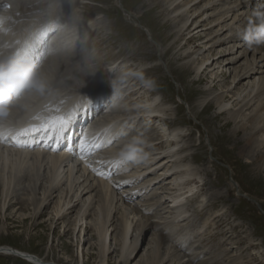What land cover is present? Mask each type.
Returning <instances> with one entry per match:
<instances>
[{"label": "rangeland", "instance_id": "374dc122", "mask_svg": "<svg viewBox=\"0 0 264 264\" xmlns=\"http://www.w3.org/2000/svg\"><path fill=\"white\" fill-rule=\"evenodd\" d=\"M30 1L32 2L22 6V0H16L15 4L17 6L21 5L22 9H27L26 12H28V10L31 11L34 7H38L36 8L37 10H32L33 14H40L44 10L41 8V6L43 5L47 7L45 8L47 9V11H50V8H53L55 6H60L58 8L59 12H57V9H53V13L55 15V17H53V21L55 20V24L59 25V30L60 28H62L60 26L64 25L65 27H63L69 29L70 31L71 28L69 26V23H73L71 15L66 16L61 12L62 6H66L67 12H76L82 18L90 14L89 11H85L84 9H82V6L86 5L90 8H93L94 11L90 10L91 12H93L91 16H96L98 22H96L97 26H95L94 29L99 32L96 33V35L91 36V38L89 39L90 43L87 47V50H84L85 54L83 53V59L84 61H87L88 64L83 63L82 67L86 65L88 70L92 68L99 69L104 64L114 63L112 69L117 73V76L106 78L104 81L100 80L99 82H94L92 80H87V78L84 76H89V74L87 73H89L90 71L88 70L86 72L82 71V73H80L81 76L80 74H75V77L71 78L67 75L66 77L68 82L66 84H63V87L66 88L63 91L67 93H80L81 96H83L91 95V93H88V91H91L94 88H104L105 91L98 92L97 95L94 96L95 98L102 99L101 106H99V108L97 109H103L104 106H109V108H111V106H115L116 104L115 96L104 98V92L107 91V93H109V91L113 92L112 90H114L116 93V88L114 87L116 85L119 87L118 78H123L127 73V76H130V82L133 83L128 86L130 88L127 91L125 90V95H128L124 99H121V101H119V103L117 104V107L119 109L114 107L115 110L117 109L114 113H118L117 116H120L122 118L127 117L131 119L132 116H128L124 113L132 111V109H129L132 107V104L133 106L136 104V106H134L136 109V107H141L150 98L156 97V99L160 100L159 102L162 103L161 109L163 108V116H157V118H155V120L151 124H147V121L137 120V124L135 123L127 125V123L129 122L127 120L124 121L120 119H113V121H117V124L120 121H124L120 126L121 128L117 129L115 136L113 137L115 139L114 141L119 139L118 141H120L121 144H124L127 141H125V139H129L132 135L142 134L143 138H149L153 136L156 139V137L158 138L160 135L164 134L165 138H163L162 141H160L159 137V140H153L148 143L149 145H152L149 146L150 148L154 146L156 148L161 147L159 150H157L156 148L153 150V152H155L156 150V153H159L166 147V144L164 142L166 140L167 133L169 135L171 133V130L175 128L180 130L178 132V145L175 149L178 151V161L179 159H182L180 160V162L184 161L183 164L187 162L186 165H188L189 168L191 166L192 167L190 170L184 164L183 168H180V170L187 168L189 175L183 177L182 180H179V186V184H177L178 180H176L175 178L176 174L174 173L175 171L177 173V168L172 169L173 172L171 171V169L168 170L169 172H167V175L164 174V172L167 171L165 170V168L174 163L173 161L172 163L170 162L166 165L165 161H161L158 167L156 166V168L153 169L150 168L151 170H148L149 166L145 160L142 161L146 164L142 163V161H140L139 164L132 163L134 167L129 162H126L120 167L111 165L107 167V169L110 168V171H104V175L111 172V175H108V177L107 175L104 177V175L101 176L100 174H98V172H101L103 166L98 169L96 167L97 171H93L92 168H88V165L86 164V162H84L87 168L85 170V174L90 172L92 174V178L95 179L93 186H96V188L92 192L93 195L98 191V189L101 188V183L104 182L107 186H110L113 191L112 196L111 194H109V197L107 196L108 202L109 200H112L114 195H116V198L118 199H114L113 203H111V207H114L115 205V210L112 209L110 214L108 213L107 217L105 218L106 213L104 212L106 211V209H103L105 208V205L104 207H101L103 206L105 199L102 200L104 195H101L100 202H92L93 204L89 206L83 216L84 219L81 222L79 221V218L82 215L81 206L86 196L82 198V202H78L76 201V199H73V201L75 200V204L77 202V205L73 208L69 215L62 218V220L60 218L59 220H56L59 216L55 213V207H58V205H60L62 201L61 199L66 198V201L68 199L70 200L71 193L73 192L72 190L68 193V183H64V180L67 176V173L64 174L67 169L66 167L64 168L65 170L61 175V177L64 175V179L62 178L59 183H57L58 181L56 183H53L52 186H54V184H58V187H51V197L48 198L47 202H49L45 206V208L42 209L43 205L40 207L38 206L37 208L36 204H34V201L36 199L42 200V194L44 192L43 188L49 185V176H51V173L49 172L50 169L46 168L44 171V176L39 178V181H37L38 184L36 187H34V189L28 191L20 189V192L18 193L19 196H14L11 201L9 200V198H6L4 202V197L2 198L0 196V247H7V249L5 250V254L0 253V264H30L25 257L19 255V253L21 252L36 255L47 262L49 261L48 264H52L51 262H55L58 264H98L100 262L101 250L95 225L97 223L98 225H100L101 223H104V221L105 223L103 227L108 225L109 234L111 232V236H109L110 240L106 238L105 241L108 248L105 252L104 258L106 259L107 264H141V261L136 263L139 259L138 256H147L148 254H150L152 247H154V245H152L150 241L154 237L155 239H158L159 237L158 240L160 244L158 242V250L160 252L164 251L163 257L166 256L165 259L161 261L155 259L154 264L156 262L157 264H168L167 260L170 257V254H173L174 252H177L178 254H180V256L184 254L183 256L185 258H191L195 263H198V261H202L204 258H212L213 260L210 259L212 261V264H264V162L260 163L259 165L252 163V161L254 160L253 154L259 151L263 145L257 147L253 152L245 151L242 154L244 149L243 141L246 138V135L242 131L236 129L234 123L230 125L224 124L228 120V117L227 115H224V112L229 107L231 108L234 105V101H232L233 99H230L227 102V96L229 97V95H231L232 93L229 94L228 92H226V90L231 89L233 92L236 91V89H233V85L235 82L229 85L228 88L227 85L231 83L234 72H237V70H234V67L245 64L244 58H241L240 53H237V51L241 50L240 46L236 47V49L235 47H231L233 45V42L229 41V38L232 32L229 33L226 30L227 28H234L236 24L234 22L229 23V26H225L223 30L220 31L222 33L220 37L224 38L225 44H223V46H218L215 48L218 51L223 48L226 49V51L232 52V54H229L227 57L224 56L223 59L230 57H239L238 59L240 60L234 64L235 66L226 65L225 62H223V64H221L220 66L218 63L216 65L212 63L206 69L207 72H205V74H202L205 80L199 83L198 80H196L199 77V73H196L195 71L191 72V70L193 66L199 62L200 56L207 53L208 49L210 48V44H205L204 42L206 41V39H203L204 33L207 30H201L197 32L199 33L198 37H200V40L202 41L200 43L202 44L201 46L205 45V50H207H203V53L192 56V58H189L188 60H183L182 57L184 53L182 52L187 51L184 48L186 46V36H182L180 34L181 32H178V28L175 27V22H177L178 19H174L171 17L168 18V11L162 6L157 7L153 4L149 5L151 0H79V4L77 3V0H73V2L76 1L73 4H69V0H26V3ZM55 2H57L56 5ZM28 5L31 6L29 7ZM151 7L154 8L150 9ZM21 14V11H16L14 12L13 16L17 17L21 16ZM30 14L31 13L28 12L25 15L29 16ZM74 23L81 27H84V25H81V22L76 21ZM232 24L234 27L231 26ZM236 26L238 28V24ZM31 27L32 29L35 28V26L33 25ZM49 32L50 31H47L42 34L48 37L44 39L45 41H47L48 43H52L54 41V38L52 39V42H50V39L53 35H49ZM21 35L20 37H18L20 40L23 39V36H25L26 34L23 33ZM37 38L39 39V36ZM55 39H57L56 41L60 40V38L56 37ZM85 39L86 37L84 33V35H82V40ZM199 41H195L194 44H188V50L191 51L193 49L192 47L200 45ZM48 43H46L47 45L45 44L44 46H42L44 47V49L40 50V64L43 65L44 71H49L50 69L49 62H47L46 59L47 57H55L58 54L65 53L67 50H69L66 46L54 44V46L57 47V51L55 50L56 52L53 53V49H49L50 46L48 47ZM172 44L173 46L176 45L175 48L167 50V53L164 54L165 49L172 46ZM247 49V55H245L246 60H249L252 63V60L254 61V56H257V59L255 58V60L258 62L260 58H258V55L253 53V48H249L247 46ZM215 52L216 50L212 51L211 53ZM46 54L47 56H45ZM210 55L211 54L209 53V56ZM187 61L189 68L183 64ZM77 69L78 65L75 68L76 72L79 70ZM211 73L212 75H210ZM92 76L93 75H90V77ZM52 78L53 77L51 76L49 79ZM70 78L71 80H69ZM108 79H110L111 82H106L108 81ZM145 80H151L153 82L152 86H147L144 83ZM213 80L215 82V85L211 83ZM211 85H214V87L211 88ZM209 87L211 88V91L206 90L209 91L208 93H206L208 96H204L203 91H205V89H210ZM53 89L59 91L60 87H54ZM92 95L94 94L92 93ZM117 97L118 96L116 95V98ZM217 97H220L219 102H221L224 106H222L221 104V107L219 108V102H216ZM53 102H55L56 105L62 104V101L59 99H55L53 100ZM122 104L124 105V107L122 106ZM256 105L257 103H255V105L252 106L249 111L247 110L248 112L246 111L244 113L248 115L252 110L256 109ZM92 107L93 108L91 109L90 107V109L93 111H90V113L93 112V117L98 112H95L96 107L94 105ZM121 109L124 110L122 111ZM102 113L99 112L93 119L91 117L90 120H92V122L86 123V126H84L83 128H88L87 130L90 133H94V130L92 129H95V126L98 125V123H95V126L93 125V123L96 121V117H104L103 120L100 119V121L104 122L107 115L109 117L115 116L114 113H111V111L109 110ZM251 113H253V111ZM238 120L240 123L245 122L243 116L236 119V121ZM164 121H167L168 127ZM123 131L125 134L123 133ZM147 131L150 133L148 134ZM135 132L137 133L134 134ZM156 132H159L160 134L158 135ZM93 133H91V135H93ZM154 133L156 136H154ZM146 134L147 136L145 137ZM94 135L101 136L100 129L99 132ZM6 136L7 134H5L4 137ZM4 137L0 138V145H3V143L6 144L5 139H3ZM107 137V134L104 135L101 141L106 143ZM116 144L117 143H115L114 145ZM163 145L164 147H162ZM149 147L147 148V150L150 149ZM7 148L21 149L20 146H17L15 148ZM116 148L118 149L119 147H114L113 149L115 150ZM35 149H37V147ZM106 149L108 150L109 148ZM43 151L47 152V150ZM52 151H55V153L59 151L60 153L64 152L65 150L54 149ZM95 151H93L91 155H94ZM53 152L51 154H54ZM64 153L68 155L70 152L68 151L67 153ZM157 156V160H160V158L162 157V152ZM107 158L108 157L103 158L105 161L102 162V164L107 163ZM140 165L143 166L142 171H140V173L143 174H141L139 178L134 177L130 178V180L124 179L131 175L135 169L141 170V168H138L140 167ZM145 167L147 168L145 169ZM0 168V175L4 176L2 178H4V180L6 178L8 179V177L11 179L10 183L12 185L10 184L8 195H12L10 193V189L15 182V171L10 170L8 164L6 168H2V166ZM121 168H123V171L121 170V173L119 172V177L115 180L116 174ZM89 170H92V172ZM144 172L146 177L143 176ZM93 173L95 175H93ZM72 176V178H74V175ZM154 176L160 177L150 182L149 179L153 178ZM193 176H195L196 178ZM122 178L126 181H130L131 183H126V181H124ZM108 179H112V181ZM119 179H122L121 181H124L126 183L125 186H116L117 183L122 184ZM82 180L83 178H80L77 181L78 183H80ZM114 180L116 181L115 183L113 182ZM132 183H134V185H139L133 186ZM110 184H112V186ZM25 185L26 184L23 182L20 187H23ZM187 185H193L197 189L194 196L186 198V205L181 208V211L188 212V214L186 215L183 214V217L187 219H184V221L180 222L175 220L169 224V221L174 218L175 214L178 213L175 212L176 209L170 207V201L172 198L171 194H176L174 189L177 186L181 187L182 190H185L184 187ZM126 187H129V189L132 190L135 189L132 196L134 194L136 195L132 197L130 194H126V191L131 193L129 189L126 190ZM101 192L104 194L103 191ZM116 192L120 194L117 195ZM120 195L123 197H127L128 202L131 199V205L128 206L127 204H125ZM25 198H28L26 199L27 201H24ZM201 198L205 199L200 207L199 204H201V202L199 203V201L201 200ZM94 200H98V197H95ZM2 202L4 203V205ZM150 202L152 205H154V208H151L152 205L150 204ZM134 204H136L139 208H143H140L139 214H128L131 212V207ZM1 205H3V208ZM92 207L93 209H91ZM184 207L186 208V210L184 209ZM149 208L151 210V213H147L148 211L146 212V210H149ZM199 208L200 212L198 210ZM123 209L125 213H127V217L129 219H132L130 229L128 230V237H130V235L132 236L130 239H127V246L129 245L130 241H133L134 232L137 233L141 230V223L145 221L146 216L151 215L152 217L153 215L155 219L152 217L151 220L158 223L157 228L159 229H142V231H140L139 233V239L137 240V245L134 251L132 253H129L126 250L122 256V254L118 250L120 241L118 239L119 237L114 239V236L120 233L119 215L123 212ZM142 209L145 211H143ZM212 211H218V214L220 216H215L211 213ZM190 214L192 217L188 218L187 215ZM100 215L101 217L104 216L105 220L103 219V217L101 218ZM158 215L161 217L160 219ZM207 217L210 218L208 220V224L205 222V219H207ZM194 218L196 220L192 221V219ZM187 220L188 222H186ZM200 224L205 230L204 232H198L200 230H203ZM174 226L179 227L175 229ZM136 227L138 228V230H136ZM183 229L184 231H182ZM180 231H182L183 233H181ZM186 231H188L187 234H185ZM217 231L222 235L220 236V234H214ZM154 232H156L155 236ZM160 233L161 237L159 236ZM183 236H185V238L187 237L188 239H184ZM176 238L179 239L177 240ZM189 239L191 242H193L192 245L190 244L191 242L188 241ZM179 240H182L181 242H183V246ZM136 250H138V254L135 259H133V254ZM14 252H16L17 254H15ZM237 255H240L243 259L241 262H237ZM210 262H207L205 264H209Z\"/></svg>", "mask_w": 264, "mask_h": 264}, {"label": "bare ground", "instance_id": "6f19581e", "mask_svg": "<svg viewBox=\"0 0 264 264\" xmlns=\"http://www.w3.org/2000/svg\"><path fill=\"white\" fill-rule=\"evenodd\" d=\"M15 1L16 0H2L0 2V17L4 18L3 19V23L0 24V37H2L4 39H7V40H12L14 38L20 37L21 34L25 33L26 35L23 36V39H21L22 43H21L20 46L24 47L27 50L28 54L31 56L33 61H35L38 65L41 63L40 50L44 49V47H42V46H44L46 43H48L47 41L44 40V39L48 38L44 34H42L44 32L50 31L49 35H51V34L53 35L52 38L50 39V42H52L53 38H54V41L52 43H48L49 44L48 47L50 46V48H49L50 50H51V48L53 49V53H55L57 51V47L54 46V44H58V45L60 44V46L61 45L66 46L69 50H67L65 53L58 54L55 57L49 56V57L46 58L47 62H49L50 69H49V71L46 70L45 72L47 73L49 78L51 76L53 77L52 79H50V83H51L52 88H54V87L59 88L60 87V90L57 91L59 94L57 95V97L55 99L61 100L63 102L62 105H56L55 102H53V100H55V99L48 100V99H44V98H35V99H32V100L26 101L27 103H30L33 106V110L30 113L26 114L23 110H21L19 112H14L11 115V118L13 120L23 121V124H22L21 127H24L26 122L37 123L38 124V121L30 120V117L35 115V114H37V113L42 112V110H43L45 105H50L52 107L53 111L50 112V113H47V112L43 113L44 115L62 114L64 112L71 111L74 107H77L78 104L75 105L74 107H69V104L71 103L70 98L73 97V96H79L81 101H85V100L87 101V103L84 104V106L82 108H78V110H77V112L75 114V117H76L77 121H81V119H87L86 123L92 122V120H90V119H91V117L93 115V112L88 114L89 108H88L87 105H91V109L93 108L92 106L94 105L96 107L95 108L96 109L95 112H98V113L99 112L100 113L107 112L108 110L111 111V113H114L117 110V109L115 110V108H118L117 104L119 103V101H121V99H124L128 95V94L125 95V90L127 91L130 88L128 86L133 83V82H130V80H129L130 76L129 75L127 76V73L125 74V76L123 78L122 77L118 78L119 79V87L117 85L114 87V88H116V93H115L114 90H112L113 92L109 91V93H107V91L104 92L105 93V97L104 98H107L109 96H115L116 104H115V106H111V108H109V106L108 107L104 106L103 109L102 108L100 110L97 109V108H99V106H101L102 99L95 98L94 96H96L98 92L105 91L104 88L97 89V88L93 87L94 89L91 88L92 90L88 91V93H91V95H83V96H81L80 93H67V92L63 91V90L66 89V88L63 87L64 86L63 84H66L68 82L67 81V77H66L67 75L72 78V77H75L74 76L75 74H80V73H82V71L86 72L88 70L86 65L84 67H82L83 63L88 64V62L84 61V59H83L84 58L83 53L85 54L84 50H87V47H88V45L90 43L89 39L91 38V36H94V35H96V33L99 32V31L94 29V27L97 26V24H96L97 18L94 15L91 16L93 14V12H91V11H94L93 8H90L89 6H86V5L82 6L81 7L82 9H84L85 11H89V13H90L89 15L84 16V18H82L76 12H72V13L71 12H67L66 6L65 5L62 6V11L61 12L64 15H66V16L67 15H71L72 16V22L73 23H69L70 24L69 26L71 28V30L69 31V29L64 28L65 27L64 25H63L64 27L60 26L62 28H60V30H59V27H58L59 25L55 24V22H54L55 20L53 21V17H55V15L53 13L54 12L53 9L55 8V9L58 10L57 12H59L58 8L60 6H57V7L55 6L53 8H50V11H47V9H45L47 7L45 5H43V6H41V8L44 9V10L40 14H33L32 13V10H37L36 8H38V7H34L31 11L28 10V12L31 13L28 16V15H25L26 13H28V12H26L27 9L26 10L24 8L22 9L21 5L17 6L15 4ZM77 1H78L77 3L79 4L80 3L79 0H77ZM31 2L32 1L26 3V0H22V6H24L25 4H29ZM75 2L76 1H74L72 3L69 2V4H73ZM56 3L57 2H55V5H56ZM150 4H153V5L157 6V7H160V6L164 7L168 11L167 12L168 18L171 17V18H174V19H178V21L176 20L177 22H175V25H176L175 27L178 28V32H181L180 34L182 36H186V40H185L186 46L184 48L187 51H185V52L183 51L182 52V53H184V55L182 57L183 60H188L189 58H192V56H195L197 54L203 53V50L204 51L207 50V49L205 50V45L201 46L202 44H200V43L202 41L200 40V37H198L199 33H197V32H199L201 30H207L206 32L204 31L205 33H204L203 39H206V41L205 42L203 41V42L205 44H210V48L208 49L207 53L202 54L200 56L199 62L196 63L193 66L192 70H191V72L195 71L196 73H199V77L196 80H198V82L200 83V82H203V80H205V78L202 76V74H205V72H207L206 69L212 63L214 65H216L218 63L219 66H220L221 64H223V62H225L226 65L233 66L235 63H237L240 60V59H238L239 57H237V58L230 57V58H224L223 59L224 56L227 57L229 54H232V52L231 51H226V49H223V48L218 51L215 48V47H218V46L219 47L223 46V44H225L224 38L220 37V35L222 34L220 31L223 30V28L225 26H227L229 23H232V22H234L236 25L238 24V28H241V27L245 26L247 24L248 20H249V17H251L252 13L260 6L261 0H151L149 5ZM4 5H9V7L6 8V7H4ZM153 8L154 7H151L150 9H153ZM16 11H21V13H22L21 16H17V17L13 16L14 12H16ZM196 12H199V13H196ZM201 15H202V17H201ZM24 19H26V20H24ZM76 21L77 22H81V25H84V27H81V26L77 25L76 23H74ZM32 25L35 26V28L32 29V27H31ZM236 25H235L236 28L232 24L231 26L234 27V28H227L226 30L229 33L232 32V34L230 35V38H229V41L233 42V45L231 47H235V49H236V47L240 46L241 50L237 51V53H240L241 58H244L245 64L244 65L242 64V65H239V66H235L234 65L235 66L234 70H237V72L236 71L234 72V74L232 76L231 83L228 84V85L226 84L227 88H228L229 85H231L233 82H235L234 85H233V89H236V91L233 92L231 89L226 90V92H228L229 94L232 93L231 95H229V97L227 96V98H228L227 102L230 99H233L232 101H234V105L231 108L229 107L224 112L225 113L224 115H227V117H228V120L224 124L225 125H228V124L230 125V124L234 123L235 126H236V129L242 131L246 135V138L243 141L244 142V147H243L244 149H243L242 154L245 151L246 152H253L257 147H259L260 145H263L259 151H257L256 153L253 154L254 155V160L252 158V160H253L252 163L259 165L260 163L264 162V77H263V75H264V44H262L260 46L252 47L253 48L252 50L254 51L253 53L258 55V58H260L258 60V62L255 60V58L257 59V56H254V61L252 60V63L249 60H246L245 55H247V51H248L247 45H246L245 41L242 39V37L237 35V30L236 29H238V28H237ZM207 26H209V27H207ZM200 28H203V29H200ZM84 33H85L86 39L82 40V35H84ZM38 36H39V39L37 38ZM55 37L56 38H60V40L56 41L57 39H55ZM195 41H199L200 45H196L195 47H192L193 49L191 51H189L188 50V48H189L188 44H190V43L194 44ZM227 41H228V39H227ZM175 46H173V44H172V46H170L167 49H165L164 54L167 53L166 52L167 50H171V48L174 49ZM199 46H200V48H199ZM32 48H34V49H32ZM35 49H37V50H35ZM70 50H72V51H70ZM214 50H216V52L215 53H211ZM47 51H48V49H47ZM209 53L211 54L210 56H209ZM45 56H47V54ZM191 61H193V60H191ZM213 61H215V62H213ZM194 62H196V61H194ZM113 64L114 63L104 64L102 66H105V67L101 66L102 68L100 67L99 69H94V68L89 69L88 71H90V72L87 73V74H89V76H87V75H84V76L87 78V80H92L94 82H99L100 80L104 81L106 78L113 77V76L116 77L117 73L112 69ZM183 64L186 65L189 68L188 61L183 63ZM77 65H78V69L79 70L77 69L78 71L76 72L75 68L77 67ZM128 71H126V72H128ZM90 75H93V76L90 77ZM210 75H212V73ZM221 75H223V74H221ZM80 76H81V74H80ZM257 76H260V77H257ZM71 78L69 80H71ZM235 79H236V81H235ZM106 82H111V81H110V79H108V81H106ZM211 83L214 84L215 83L214 80ZM214 85L213 86L211 85L212 86L211 88H213ZM68 87H70V86H68ZM105 88H106V86H105ZM107 88H109V87H107ZM211 88L210 89H205V91H203V95L204 96H208L206 93L211 91ZM206 90H209V91H206ZM92 93L94 95H92ZM116 95L118 96L117 98H116ZM219 98L220 97L216 98V102L217 101L219 102ZM159 101L160 100L156 99V97H152L149 100H147L141 107L140 106L136 107V109L134 107V106H136V104L134 106L132 104V107L130 106L131 108H129V109H132V111H130L128 113H126V112L124 113V114H127L128 116H132L131 119L127 118V117L126 118H122L120 116H117L118 113H114V115H115L114 117H109L107 115L105 117V121L104 122L100 121V119L103 120L104 117H102V116H99L98 118L96 117V121L93 123V125L95 123H98V125H96V126L94 125L95 129H92V130H94V133L93 132H91V133H93V135H94L97 132H99V129H100V131H101V136H99L100 140L102 139V137L104 135L107 134L108 137H107V141L105 143L106 146L103 147L102 149L96 150L94 155H88L86 157V159H84V160H82L80 158L79 149L76 147V145H78V143H79V133H78V131H79L78 128L79 127H75V125H73V121H72V124L70 125V127L64 132V133H66L68 135H72V138L74 139V144L71 145L69 143V145L63 149V150H65L64 152L67 153L69 147H71L72 149L74 148V153L72 151L68 155H66L64 152H60L59 153V151H57L58 153L57 152L55 153V151L54 152L52 151L54 154H51L52 152L49 153V151H48V149H47V147H46V145L44 143L43 144H41V143L38 144L37 140L40 137H44V138L46 137V141H47L48 139H50L53 136H55L54 133L41 132V134H39V132H37V133H31L29 135L22 136L20 138L22 143L19 144V145L17 144V142L15 140H13L11 138V136L7 135L8 138L5 140L6 144L3 143V145H0V167L2 166V168H6L7 164H8L9 165V169L15 171V175H14L15 182L13 183V186H11V189H10V193L12 195H8V191H9L10 184H11L10 183L11 179L8 177V179L6 178L4 180V178H2L4 176L0 175V196L2 198L4 197V202H5L6 198H9V200L11 201V199L14 198V196H16V197L19 196L18 193L20 192L19 191L20 189H23L25 191L34 189V187H36L37 184H38L37 181H39V178L44 176V174H45L44 171H45L46 168H48V169H50L49 172L51 173V176H49L50 177L49 185L43 188L44 192L42 194L43 195L42 200H39V199L35 200L34 199L35 200L34 204H36V207L38 208V206L40 207V206L43 205L42 206V209H43V208H45V206L49 202V201L47 202L48 198L51 197V187L52 188L55 187V186L58 187V184H54V186H52L53 183H56L57 181H58L57 183H59L61 181V179L64 176L63 175L61 177V175L63 174V171L65 170L64 168L66 167L67 169H66V172H64V174L67 173V176H66V178L64 180V183H66V182L68 183V186H69L68 193L70 191H72V190H73V192L71 193V196H70L71 198L69 197L70 200L68 199L66 201L65 200L66 198H65V199H61L62 200L61 203L58 202V203H60V205H58V207L57 206L55 207V213L58 214L59 217L56 220H59V218L62 220V218H64L65 216L69 215V213L77 205V202L75 204V200L73 201V199H76V201H78V202L79 201L82 202V198L84 196H86L84 198L85 200L83 201L82 206H81L82 207L81 208V214L82 215L79 218V221L81 222L84 219L83 216H84L85 212L87 211V209L89 208V206L91 204H93V203L100 202L101 195L102 196L104 195L102 200L105 199L104 204L101 202L103 204V206H101V207H104V205H105V208H103V209H106V211L104 212V213H106V216L104 214V216L106 218L107 214L108 213L110 214L112 209L115 210V205H114V207H111L112 206L111 203H113L114 199H118V198H116L117 196L114 195L112 200H109V202H108L107 196L109 197V194H111V196H112L113 191H112L111 187L107 186L104 182L101 183V186H100L101 188L98 189V191L93 195L92 192L96 188V186H93L95 179L92 178V174L90 172L87 171L88 173L85 174V170L87 168H86L84 162H86V164L90 163L93 167H95V168L97 167V169L103 166L102 170H101V172H103V173H105L104 172L105 170H109L110 171V168L107 169V167L113 165L111 163V161H115L112 158L113 157V153L117 150V148L115 150L113 148L114 147H120L122 145L120 143V141H118L119 139L114 141L115 139L113 138L115 136V133H116L117 129L121 128L120 127L121 124L124 121H126V120L129 121L128 123L126 122L127 125L135 124L137 122V120L138 121H147L148 122L147 124H149V123L151 124L155 120V118H157V116L158 117L159 116H163V112H162L163 108L161 109L162 103H160ZM255 103H257V105H256V109L252 110L253 113H251L252 111L250 112L251 114L249 113L250 115L249 114L247 115L246 113H244L247 110L249 111L251 109V107L255 105ZM110 104H112V103H110ZM218 104H219V108H220L222 103L219 102ZM112 105H114V104H112ZM122 106L124 107L123 104H122ZM222 106H224V105L222 104ZM57 107H59L61 109V113H56L55 112V108H57ZM126 107H127V105H126ZM85 108H87V109L85 110ZM91 111H93V110H91ZM87 114L89 115V117L87 116ZM97 114L94 115L92 117V119L95 116H97ZM123 116H125V115H123ZM242 116H243V119H245L244 123L243 122L240 123L239 120L236 121L237 118H241ZM244 116L245 117L248 116V117L245 118ZM113 119H115V120L116 119H120V120H124V121H120L117 124V121H113ZM86 123H85L84 126H86ZM138 124H140V123H138ZM165 124L167 125V121L165 122ZM142 127H140V128H142ZM167 127H168V125H167ZM87 129H85V133L87 132L88 135L91 137L92 135ZM179 131L180 130L173 128L169 135L167 133L168 137L166 135V140L164 142L166 144V147L164 149H162V151H161L162 152V157L160 158V160L159 159L157 160V157H158L157 155L160 154L161 152L156 153V150H155V152H153V150L156 148L154 146V147H151V148L149 147L150 149L147 150L148 151V157L145 159V161H146V163H148V166H149L148 170H151L150 168H152V169L156 168V166L158 167L160 165L161 161L162 162L165 161L166 162L165 165L167 163H170V162L172 163V161H173L174 163L170 164L169 167L165 168V170H167V171H165L164 174L167 175V172H169L168 170L171 169V171H172V169L177 168L178 169L177 173H176V171L174 173L176 174L175 175L176 180H178L177 184H179V186H180L179 180H182L183 177H186V176L189 175V173L187 171V168H189V166L186 165L187 164V162H186L184 164L186 165L187 168H185L183 170H180V168L181 167L183 168V166H184V164H183L184 161L180 162V160H182V159H179V161H178V158H179L178 157V151L175 150L177 145H178V137H179L178 132ZM123 133H124V131H123ZM129 133H130V131H129ZM136 133L137 132H135L134 134H136ZM147 133L149 134L150 132L147 131ZM156 133L158 135L160 134L159 132H156ZM143 134H144V131H143ZM130 136H131V134H130ZM132 136H134V135H132ZM146 136H147V134L145 135V137ZM154 136H156L155 133H154ZM120 137H121V135H120ZM159 137L158 138L160 139V141H162L163 138H165L164 134L160 135ZM67 138H69V136ZM153 138L154 137L151 136L149 138L146 137L145 139L148 141V143L150 141L158 139L157 137H156V139L155 138L153 139ZM27 140L30 141L31 144H34V145L38 144L37 145V149H35L36 148L35 146H32V148H33L32 149L30 147V145L28 144ZM62 140H64V139L62 138ZM126 140H128V138H126L125 141ZM109 141H111V143H108ZM50 142H52V146L53 147H55V146H57L59 144V143L54 142V141H50ZM115 143H117V144L114 145ZM17 146H20L21 149H19V148L18 149L7 148V147L15 148ZM149 146H152V145H149ZM162 147H164V145ZM106 148H109V149L107 150ZM160 148H156V149L159 150ZM43 150H47V152L43 151ZM104 157H108L107 158V163L102 164V162L105 161L103 159ZM143 161H142V163H144ZM129 163H128V165H129ZM146 163H144V164H146ZM137 164H139V162ZM131 165H132V163H131ZM142 167L143 166L140 165V167H138V168L139 169L141 168V170H136L135 169L134 172H132L131 175H129L127 178H124V179H126V180L129 179L130 180V178H134V177H138L139 178V176L141 174H143V173H140V171H142ZM191 167L189 168L190 170H191ZM146 168L147 167H145V169ZM118 169H117V171H118ZM122 169L123 168H121L118 171V173L116 174L115 180L119 177L118 174H119V172ZM143 170H144V168H143ZM89 171L92 172V170H89ZM146 172H147V170H146ZM9 173H11V172H9ZM191 174H193V173H191ZM72 175H74V178H72L73 177ZM93 175H95V174L93 173ZM106 175L108 177V173ZM106 175H104V177ZM114 176H113V178H114ZM143 176H145V172H144ZM143 176H142V178H143ZM160 176H154L153 178H150L149 181L152 182L153 180L157 179ZM109 177H112V176H109ZM193 177H195V176H193ZM80 178L81 179L83 178V180L80 183H78L77 180L80 179ZM188 179H189V177H188ZM92 180H93V182H92ZM108 180L112 181V179H108ZM115 180L113 181L114 183L116 182ZM121 180L119 179V181H121ZM126 180H124V181H126ZM124 181H121L122 184L121 183H117L116 186L117 185L118 186L119 185L120 186L121 185L125 186L126 183ZM23 182L26 185L23 186V187H20V185ZM134 183H132L133 186H138L139 185V184L134 185ZM39 184H41V183H39ZM146 184H147V182H146ZM110 185L112 186V184H110ZM179 186H177L174 189V191L176 193L175 195H173L174 193L173 194L170 193L171 197H172L171 201H170V207L173 208V209H176L175 212H178V213L175 214V216L173 215L174 218L169 221V224L172 221H175V220L180 222V221H184V219H187V218L183 217V214L186 215V214H188V212L187 211L186 212L181 211V208H183V206L186 205V201H185L186 198L194 196L195 193H196V190H197L193 185L185 186L184 187L185 190H182V188L179 187ZM135 188H137V187H135ZM127 189H129V187H126V190ZM129 190L131 191V193L126 191V194H130L132 196V194H133L135 189L134 190L129 189ZM101 191H103L104 194ZM142 191H144V190H142ZM119 194L120 193H117V195H119ZM121 194H123V193H121ZM147 194H149V193H147ZM154 194H156V193H154ZM135 195L136 194H134L133 196H135ZM145 196H146V194H145ZM95 197H98V200H94ZM120 197L122 198V200H123V202L125 204H127L128 206L131 205L130 204V202H131L130 200L131 199L128 202L127 197H125V196L123 197L121 195H120ZM26 199H28V198H25L24 201H27ZM135 199H136V197H135ZM204 199L201 198V200L199 201V203L201 202V204H199L200 207H201L202 203L204 202ZM10 201H8V202H10ZM188 202H191V201H188ZM22 204H23V202H22ZM143 204H144V202H143ZM150 204H151V202H150ZM3 205H4V203H3ZM3 205H1L2 208H3ZM161 205H162V203H161ZM138 206H139V204H138ZM97 207H98V204H97ZM185 207H184V209L186 210ZM140 208H143V207H140ZM140 208L137 207L136 204H134L131 207V212L128 213V214H134V215L135 214H139L140 213ZM151 208H154V205H152ZM166 208H167V206H166ZM91 209H93V207ZM118 210H119V208H118ZM198 210L200 212V208ZM143 211H145V210H143ZM152 211H153V209H152ZM146 212L147 213H149V212L151 213L150 208H149V210H146ZM154 212H153V214H154ZM211 213L214 214L215 216H220L218 214L219 213L218 211H212ZM77 214H78V211H77ZM126 214L127 213H125V211L123 209V212L119 215V218H120V220H119L120 231L119 232L120 233L118 235L116 234L114 236V239L119 237L118 239L120 241H119V249L118 250L120 251L122 256H123V254L125 253L126 250L129 253H132L134 251V249H135V247L137 245V240L139 239V233H140V231H142V229H146V230H148L150 228H154V230H158L159 229V228H157L158 227V223H156L155 221L151 220L153 215H152V217H151V215L150 216H146L145 221L143 223H141V225H142L141 230L138 231L137 233L134 232L133 241L132 242L130 241L129 245L127 246V239L128 238L130 239L131 236H132V235H130V237H128V234H129L128 230L130 229V224L132 222V219H129ZM104 216H102L103 219H104ZM195 216H197V215H195ZM209 216H211V215H209ZM100 217H101V215H100ZM181 217H183V218H181ZM187 217L190 218L192 216L190 214V215H187ZM153 218L155 219V217H153ZM160 218L161 217L159 216V219ZM209 219H210L209 217H207V219H205V222L207 224L209 223V221H208ZM99 220H100V218H99ZM194 220H196V219L195 218L192 219V221H194ZM186 222H188V220ZM104 223H105V221H104ZM104 223H101V224L99 223L100 225H98V223L97 224L95 223L96 224L95 228H96L97 235L99 237L98 241L100 242V250H101L100 251V253H101L100 262L98 264H107V261L104 258L105 252H106V250L108 248L106 246L105 241H106V238L109 239V236H111V232L109 234V232H108L109 226L108 225L103 227ZM163 225H164V223H163ZM195 225H197V224H195ZM200 226H201V224H200ZM203 226H205V225H203ZM178 227L179 226H174L175 229H177ZM79 228H80V226H79ZM81 228H82V226H81ZM202 229H203V227H202ZM80 230H82V229H80ZM136 230H138L137 227H136ZM185 230H186V227H185ZM182 231H184V229ZM182 231H180V232L183 233ZM204 231L205 230L203 229V230H200L198 232H204ZM144 232H145V230H144ZM159 232H160V230H159ZM187 232L188 231H186L185 234H187ZM155 233L156 232H154V236L156 235ZM195 234H196V232H195ZM214 234H218L219 235L220 233H218V231H217ZM214 234H212V235H214ZM221 235L222 234H220V236ZM159 236L161 237V233H160ZM176 237H178V236H176ZM183 237H184V239L187 238V237L185 238V236H183ZM158 239H159V237H158ZM158 239H155V237L153 239H151L150 243H152V245H154V247H152V249L150 251V254H148L147 256L139 255L138 256L139 259H138V261L136 263L141 261V264H154L155 259H157L158 261L159 260L161 261V260L165 259L166 256L163 257L164 256L163 255L164 251L160 252L158 250V242H159ZM179 241L181 242L182 240H179ZM188 241H190V239ZM181 243H182V246H183V242H181ZM186 243H187V241H186ZM192 243L193 242H191L190 244L192 245ZM159 244H160V242H159ZM176 245H177V243H176ZM0 249H3V250L0 251V253L5 254V250L7 249V247H0ZM19 254H22V255H25V256L26 255H30V258L25 257L29 261L30 264H48L49 263V261L47 262L44 259H42V258H40V257H38L36 255H33V254H28V253H24V252H21ZM137 254H138V250H136L135 253L133 254V259H135ZM183 255L180 256V254H178L177 252H174L173 254H170V257L169 258L167 257L168 258V260H167L168 264H202V263L205 264L207 262H210L211 261L210 259H212V258H210V259L204 258L202 261H198V263L197 262L195 263L193 259H191V258L187 259L188 257L185 258ZM158 257H159V259H158ZM236 258L238 259L237 262H241L243 260L240 255H237ZM51 263L52 264H58V263H55V262H51ZM234 263H236V262H234ZM155 264H157V262ZM209 264H212V261Z\"/></svg>", "mask_w": 264, "mask_h": 264}, {"label": "clouds", "instance_id": "9594fccd", "mask_svg": "<svg viewBox=\"0 0 264 264\" xmlns=\"http://www.w3.org/2000/svg\"><path fill=\"white\" fill-rule=\"evenodd\" d=\"M69 2L72 3L73 0ZM237 35L242 37L249 48L264 44V0H261L260 6L249 17L248 23L237 29ZM17 40L20 39L7 40L0 37V131L9 134L23 124V121L13 120L11 115L21 110L26 114L33 110V106L26 101L35 98L53 100L59 94L52 88L42 64L38 65L31 58L17 55ZM148 81L151 80H145L144 83L147 85ZM17 89L20 90V95L13 98ZM70 100L69 107H74L81 101L79 96H73ZM148 147V141L142 134L134 135L113 153L112 158L138 163L148 157Z\"/></svg>", "mask_w": 264, "mask_h": 264}, {"label": "snow or ice", "instance_id": "6c2138e0", "mask_svg": "<svg viewBox=\"0 0 264 264\" xmlns=\"http://www.w3.org/2000/svg\"><path fill=\"white\" fill-rule=\"evenodd\" d=\"M4 7H9V5H4ZM3 17H0V24L3 23ZM248 23V22H247ZM21 41L17 40L16 44L18 45L16 49L17 55H22L26 58H31V56L28 54L27 50L20 46ZM32 59V58H31ZM147 86H152V81H148ZM20 95V90L17 89L16 92L13 93V98H18ZM63 103V102H61ZM87 101H80L77 105V107H74L69 112H64L62 114H56V115H44L43 113H50L53 111L52 107L50 105H45L42 112L37 113L30 117V120L33 121H39V123H28L24 127L18 128L15 132L12 133H5L3 131H0V138L4 137L5 134L11 136L13 140L17 142V144H21V137L25 135H29L31 133H37V132H44V133H54L57 136V139L59 140L63 135L64 132L70 127L72 124L73 119L75 118V114L78 110V108H82L84 104H86ZM56 113H61V109L59 107L55 108ZM108 143H111L109 141ZM106 144L99 139L98 135H92L91 137L84 133L81 138L79 139L78 145L76 147L79 149V155L82 160L86 159L88 155H91L93 151L102 149L105 147ZM68 151L71 153L73 149L71 147L68 148ZM127 161L124 160H115L111 161V163L116 166L120 167L121 165L125 164ZM88 167L92 168L93 171H97L95 167H93L90 163L88 164ZM100 175H104L103 172H98ZM108 175H111V173H108ZM126 183H131L130 181H126Z\"/></svg>", "mask_w": 264, "mask_h": 264}, {"label": "water", "instance_id": "95a60500", "mask_svg": "<svg viewBox=\"0 0 264 264\" xmlns=\"http://www.w3.org/2000/svg\"><path fill=\"white\" fill-rule=\"evenodd\" d=\"M1 250H3V249H0V251ZM14 253L17 254L16 252H14ZM19 255L24 256V257H27V258H30V255H26V256L25 255H22V254H19Z\"/></svg>", "mask_w": 264, "mask_h": 264}]
</instances>
